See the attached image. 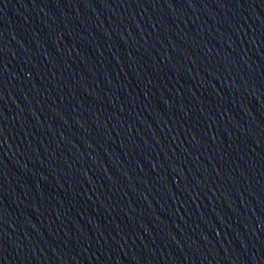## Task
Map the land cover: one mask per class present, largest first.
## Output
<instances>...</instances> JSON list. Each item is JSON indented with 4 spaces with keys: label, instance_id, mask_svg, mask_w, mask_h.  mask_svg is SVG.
Instances as JSON below:
<instances>
[{
    "label": "water",
    "instance_id": "1",
    "mask_svg": "<svg viewBox=\"0 0 264 264\" xmlns=\"http://www.w3.org/2000/svg\"><path fill=\"white\" fill-rule=\"evenodd\" d=\"M0 264H264V0H0Z\"/></svg>",
    "mask_w": 264,
    "mask_h": 264
}]
</instances>
